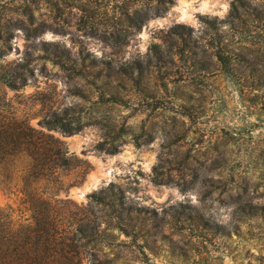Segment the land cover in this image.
<instances>
[{"label": "rangeland", "instance_id": "374dc122", "mask_svg": "<svg viewBox=\"0 0 264 264\" xmlns=\"http://www.w3.org/2000/svg\"><path fill=\"white\" fill-rule=\"evenodd\" d=\"M0 18V75L30 61L25 85L0 76V122L68 108L82 126L51 130L72 160L39 186L60 223L100 225L84 264H264V0H0ZM43 41L84 57L80 73ZM7 166L0 212L33 225ZM111 184L128 231L90 197Z\"/></svg>", "mask_w": 264, "mask_h": 264}, {"label": "trees", "instance_id": "16d2710c", "mask_svg": "<svg viewBox=\"0 0 264 264\" xmlns=\"http://www.w3.org/2000/svg\"><path fill=\"white\" fill-rule=\"evenodd\" d=\"M3 24L0 18V30ZM45 59L59 64L61 69L72 76L76 73L80 62L79 56L64 43L59 41H43ZM219 59L227 65L226 56L218 53ZM30 69V61H19L15 66L7 65L1 72V79L12 88L27 83L26 71ZM107 100L119 101L112 95ZM68 108L54 109L40 118L43 127L30 123L29 118H15L8 123L0 122V168L8 164L11 173L20 171L24 175V193L35 215L33 225L16 228L8 214L0 212V264H84L83 249L91 242L100 239L99 224L85 219H68V224L60 223L54 206L52 195L41 190L42 181L52 182L55 173L71 164L72 157L64 142L51 130L60 129L75 132L81 129L69 117ZM50 114V115H49ZM82 180V179H81ZM77 179L75 183H80ZM53 183V182H52ZM94 203L106 210L109 225L128 231L122 225L125 207V195L111 184L106 190L90 194ZM92 204V212H95ZM114 220H116L115 223Z\"/></svg>", "mask_w": 264, "mask_h": 264}]
</instances>
